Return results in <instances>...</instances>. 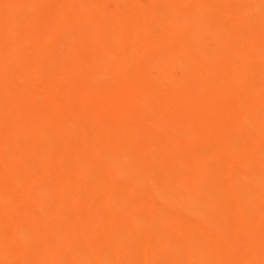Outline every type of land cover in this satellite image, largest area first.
<instances>
[{
    "label": "bare ground",
    "instance_id": "1",
    "mask_svg": "<svg viewBox=\"0 0 264 264\" xmlns=\"http://www.w3.org/2000/svg\"><path fill=\"white\" fill-rule=\"evenodd\" d=\"M0 264H264V0H0Z\"/></svg>",
    "mask_w": 264,
    "mask_h": 264
}]
</instances>
